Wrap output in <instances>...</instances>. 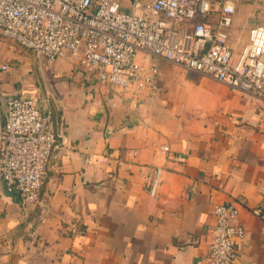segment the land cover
<instances>
[{"label":"crops","instance_id":"crops-1","mask_svg":"<svg viewBox=\"0 0 264 264\" xmlns=\"http://www.w3.org/2000/svg\"><path fill=\"white\" fill-rule=\"evenodd\" d=\"M225 1L235 7L228 44L239 52L264 25V0H211ZM154 62L156 96L122 100L74 64L0 33V123L1 95L31 99L53 114L59 141L40 205H24L0 178V264H209L214 208L228 202L247 232L234 264H264V100ZM154 167L163 177L152 197Z\"/></svg>","mask_w":264,"mask_h":264},{"label":"built area","instance_id":"built-area-1","mask_svg":"<svg viewBox=\"0 0 264 264\" xmlns=\"http://www.w3.org/2000/svg\"><path fill=\"white\" fill-rule=\"evenodd\" d=\"M123 1L0 0V33L50 63L74 64L122 100L142 103L156 96L160 73L155 60L264 100V25L252 29L248 43L235 52L228 44L235 13L231 2L129 0L127 9ZM184 22L195 23L182 27ZM1 101L0 178L24 205H40L51 153L59 142L53 114L40 111L31 99L1 95ZM161 150L167 153L169 147ZM162 177L160 167L146 176L152 197ZM253 213L260 216L261 209ZM214 219L208 262L234 264L247 237L239 209L233 202L217 204Z\"/></svg>","mask_w":264,"mask_h":264},{"label":"trees","instance_id":"trees-1","mask_svg":"<svg viewBox=\"0 0 264 264\" xmlns=\"http://www.w3.org/2000/svg\"><path fill=\"white\" fill-rule=\"evenodd\" d=\"M196 22V21H195ZM195 22H184L181 24V26L183 27H187V26H190L191 24H194Z\"/></svg>","mask_w":264,"mask_h":264}]
</instances>
